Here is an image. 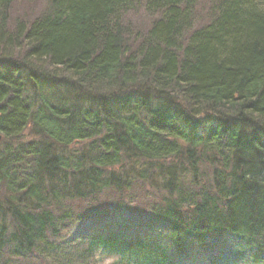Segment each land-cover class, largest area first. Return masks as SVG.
<instances>
[{
	"label": "trees",
	"instance_id": "trees-1",
	"mask_svg": "<svg viewBox=\"0 0 264 264\" xmlns=\"http://www.w3.org/2000/svg\"><path fill=\"white\" fill-rule=\"evenodd\" d=\"M202 1L0 0V264H264V0Z\"/></svg>",
	"mask_w": 264,
	"mask_h": 264
},
{
	"label": "rangeland",
	"instance_id": "rangeland-1",
	"mask_svg": "<svg viewBox=\"0 0 264 264\" xmlns=\"http://www.w3.org/2000/svg\"><path fill=\"white\" fill-rule=\"evenodd\" d=\"M210 1L211 0H203L202 1L203 4L201 3V5H200V9L199 10L202 11V13L204 14L203 15L204 17L207 16V11H208V8H209V5H210ZM39 2L41 3V6H44V3H42V0H39ZM149 20L150 19L147 18L145 21H142V23H143L142 25L146 24L148 26ZM206 20H207V18H205V20H203V22H205ZM24 137L25 138H29V137H31V135L28 133V131H25ZM0 197H1V195H0ZM138 200H141V199H138ZM89 218H91L89 215H85L84 216L85 221H87ZM83 223H85V222H83ZM75 230H77V228L74 227L72 229V231H70L68 238L73 235ZM65 235L67 236V234H65ZM17 258H19V256ZM50 262L51 261L48 260V259L41 260L40 257L39 258H37V257L29 258L28 257V258H25L23 260H18L17 263H15V264H52ZM89 264H119V263L116 262V258L112 257V256H103V258H100V256H95V258L93 260L91 259Z\"/></svg>",
	"mask_w": 264,
	"mask_h": 264
}]
</instances>
